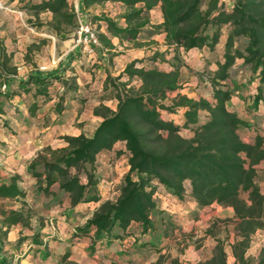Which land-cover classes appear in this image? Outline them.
<instances>
[{
  "label": "trees",
  "instance_id": "obj_1",
  "mask_svg": "<svg viewBox=\"0 0 264 264\" xmlns=\"http://www.w3.org/2000/svg\"><path fill=\"white\" fill-rule=\"evenodd\" d=\"M79 2L84 9L106 2L123 5L124 12L119 16L123 25L105 14L92 15L98 28L104 25L111 37L132 41L164 33L169 46L206 50L204 68L216 65L211 70L212 94L210 99H195L177 92L181 83L177 66L161 70L155 66L137 67L138 60L129 62L118 76L106 79L104 94L107 99L116 100L115 109H94L102 119L92 134L64 136L65 147H45L27 165V172L36 180V197L51 196L46 206L60 203L64 195H68L71 206L98 203L91 217L74 231L73 239L93 231L94 241H99L124 233L133 222L141 232L152 230L153 217L158 214L154 199L157 186L178 199L187 191L199 207L215 203L233 209L236 239L231 244V264H264V248L254 259L246 255L251 235L264 228V194L255 180V166L264 160V0H231L227 8L220 0ZM20 8L34 14L50 12L52 18L46 28L59 39L74 35L78 26L69 0L26 2ZM155 8L159 9L162 22L149 25V13ZM147 25L151 30H146ZM96 37L98 45L112 47L106 34L99 32ZM147 59L161 61L163 55L155 53ZM238 61L235 70L243 73L242 80H247L230 89L225 81L233 76L231 70ZM66 69L68 66L35 69L10 90L3 83L0 115L6 113L3 104L14 95L26 100L29 116L56 96V113L61 111L66 95L82 100L76 95L74 77H65ZM242 86L252 91L245 104L246 119L227 106ZM173 92L177 93L168 97ZM178 110H182L181 125L162 115L177 114ZM0 125L5 126L1 117ZM241 129L254 133L252 143L241 139ZM186 131H191L192 136H183ZM118 142L123 143L124 150L113 149ZM104 151H113L116 157L126 153L128 170L114 187L117 197L101 201L102 177L96 160ZM18 181L19 176L13 175L0 182V200L19 201L26 197ZM53 186L57 187L55 191ZM23 222L22 210L5 209L0 204V254L5 251L3 238L9 228ZM22 243L40 245L39 234L20 236L16 244ZM226 258L224 247L217 240L211 257L198 264H229Z\"/></svg>",
  "mask_w": 264,
  "mask_h": 264
},
{
  "label": "crops",
  "instance_id": "obj_2",
  "mask_svg": "<svg viewBox=\"0 0 264 264\" xmlns=\"http://www.w3.org/2000/svg\"><path fill=\"white\" fill-rule=\"evenodd\" d=\"M39 1L41 0H0V86L6 83L10 90L35 69L47 71L68 66L64 73L65 77H74L76 95L82 97V100L69 97L68 94L61 101V111L56 113L54 107L59 100L56 96L42 104L34 116H29L26 100L18 95L12 96L3 104L6 113L0 115L5 124L0 125V182L18 175V184L26 194H33L35 189L36 180L27 172V165L38 153L45 147L53 149L65 147L64 136L91 135L102 119L100 115L94 113V109L100 106L115 109L116 100L107 99L104 94L106 79L118 76L133 60H138L137 67L146 68L148 62L162 66L163 63L159 59L148 61L147 58L159 53L162 47L165 49L168 46L164 33L132 41L119 40L117 37H111L106 27L101 24L97 32L110 37L111 48L102 47L100 44L89 49L81 45L75 46L74 35L70 34L65 39H57L61 48L58 57L55 56L56 44L49 40L48 53L42 55L39 49L40 41L44 39L42 37L53 41L56 37L46 28L52 14L48 11L34 14L20 8L26 2ZM69 4L76 11L78 21H85L88 15L105 14L117 20L119 24H124L123 20L119 19L124 12L121 3L106 2L86 9L80 7L79 0H69ZM150 13H154L156 17V22L150 21L151 24L162 22L158 8L151 10ZM34 23L42 25L33 27ZM223 41L224 37L222 43ZM188 52L206 54L204 49H190ZM239 63L240 61L233 69L237 68ZM215 68V64L210 67L212 70ZM180 91L181 89L177 92ZM177 92L169 94L168 97L174 96ZM248 101L249 97L246 103ZM228 109L243 119L247 117L244 107L237 104H231ZM181 113L182 110H178V115L167 113L162 115L181 125L182 119L179 116ZM238 133L243 141L249 143L254 141V133L251 130L241 129ZM113 149L124 150V145L118 142ZM112 154L113 151L101 152L96 163L107 164ZM102 167L98 168V172ZM255 167L257 173H264V160ZM125 168L128 170L127 162ZM113 181L119 183L120 179ZM108 184V181L102 179L99 186L101 201L113 200L111 194L107 192L110 189ZM56 188L53 186L52 190L55 191ZM259 188L264 194V186ZM112 194H116V197L118 195L116 191ZM47 197L49 202L51 196ZM154 199L158 214L153 217L152 230L141 232L140 226L133 222L124 233L118 232V236L94 241L93 231L73 239V230L74 227L85 224L98 207V203L88 202L71 206L68 195H64L60 203L49 206L44 204L42 211L45 219L54 221L57 234L54 235L53 230L48 227L47 220H44L45 224L39 226L38 230L40 245L31 243L17 245V239L27 233L22 234V231L20 233L21 228L18 224L12 225L3 238L5 251L0 254V261H3L0 264H62L58 262V258L62 257L64 252L68 253L70 259H78L82 264H198L211 257L212 250L220 239L207 230L209 224L215 218H230L234 221L231 207L215 203L199 207L187 191L182 199H178L159 185L154 193ZM229 237L227 239L229 245L225 246L224 250L227 261L231 264L234 261L231 244L236 236L230 234ZM196 238L198 240L195 242ZM262 247L264 229H257L251 236L246 255L256 257Z\"/></svg>",
  "mask_w": 264,
  "mask_h": 264
},
{
  "label": "rangeland",
  "instance_id": "obj_3",
  "mask_svg": "<svg viewBox=\"0 0 264 264\" xmlns=\"http://www.w3.org/2000/svg\"><path fill=\"white\" fill-rule=\"evenodd\" d=\"M220 1L223 2L226 6H229L231 2V0H220ZM149 17H150V21L156 22V17L154 13L153 14L149 13ZM86 21H89L94 25V28L97 34L98 33L97 32L98 23L93 22V16L92 15L86 16ZM149 25H151V23ZM149 25L145 27L147 31L151 30ZM152 25H155V24L153 23ZM226 30H227L226 27L223 28L222 30L223 36H225ZM42 38L44 39H41L42 41H40V48H39L42 51L41 52L42 55H46L48 53L47 40H49L52 43L56 44V55L55 56L58 57L61 54L60 44L57 40L58 38L55 37L54 41L47 37H42ZM158 52L163 55V59L161 60V62L163 63L162 66L154 65L153 62H148L145 65L146 68L155 66L163 70V68L169 69L174 66H177L180 71V82H181L180 83V89H181L180 93L181 94H185L188 97H192L195 99L200 98V97L207 98V99L211 98L212 86H211L210 78H211L212 69L204 68V65L207 60L206 54L202 52L192 54V53H189L188 50H184L183 48H176L174 46H169V45L165 49L162 47L161 51H158ZM231 72L233 76L225 81L230 89H234L235 86L240 85L243 82L244 83L246 82L247 79L242 80L241 78L243 73L235 69H232ZM238 91H239V94L237 95V97L233 96L231 100L227 103V106H230L231 104L232 105L237 104L240 107H244L245 109L246 100L248 97H250V94H251L248 92L250 91V89L247 86H242V88H239ZM182 135L185 137H191L192 132L191 131H186L185 133L182 132ZM126 162H127V154L123 153L119 157H116L114 154H112V157L108 159L107 164H103V163L97 164L98 168H101L103 166L102 170L99 171V173L103 174L101 175L102 179H105L106 181L109 182L110 185L109 184L108 185L110 186V189L107 192L111 194L112 199L116 197V194H112L114 193L113 190L115 187V185L113 184L116 183L115 181H113V179L121 180L123 178L124 174L127 172V169L125 168ZM255 174H256L255 175L256 184L259 185L260 187H263L264 186V173L256 172ZM31 194L32 193L26 194V197L23 200H19V201L0 200V204L3 203V206L5 209L22 210L24 222L18 224L20 226L19 228H21L19 229L20 233L21 231H22V234L27 233L26 235H30L32 232L33 234L38 233L39 226H43L45 224L44 220H47L48 227L52 229L54 232V235H56L57 228H56L54 221L51 219H45L46 217L44 216L42 212L43 206L44 204H46L48 197L47 196L44 198L36 197L34 192L32 195ZM78 226H81V225H78ZM78 226L74 227V230H76ZM207 230L212 235L218 236L220 238L219 240L221 241L223 247L229 245V243L227 242V239L230 238L229 237L230 234H233V236H236L235 235L236 234L235 233L236 232L235 231V221H233L230 218H215L212 221V223L209 224V227L207 228ZM197 240L198 238L195 239V242ZM251 258L254 259L255 257H251ZM58 262H61L62 264H82L80 263L78 259H73V258L70 259L67 252H64L62 257L58 258Z\"/></svg>",
  "mask_w": 264,
  "mask_h": 264
},
{
  "label": "built area",
  "instance_id": "obj_4",
  "mask_svg": "<svg viewBox=\"0 0 264 264\" xmlns=\"http://www.w3.org/2000/svg\"><path fill=\"white\" fill-rule=\"evenodd\" d=\"M225 5V4H224ZM231 5V2L229 6ZM226 6L225 7H229ZM74 45L75 46H83L86 48H90L91 46L98 45L96 30L94 25L89 21H78V26L74 33ZM4 88V87H3ZM75 231V230H73ZM3 264H14V263H3Z\"/></svg>",
  "mask_w": 264,
  "mask_h": 264
}]
</instances>
